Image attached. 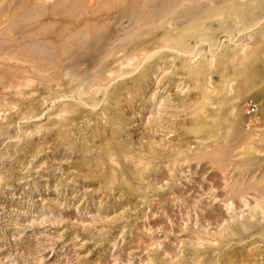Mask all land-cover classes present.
Segmentation results:
<instances>
[{
	"label": "rangeland",
	"instance_id": "rangeland-1",
	"mask_svg": "<svg viewBox=\"0 0 264 264\" xmlns=\"http://www.w3.org/2000/svg\"><path fill=\"white\" fill-rule=\"evenodd\" d=\"M0 264H264V0H0Z\"/></svg>",
	"mask_w": 264,
	"mask_h": 264
},
{
	"label": "built area",
	"instance_id": "built-area-1",
	"mask_svg": "<svg viewBox=\"0 0 264 264\" xmlns=\"http://www.w3.org/2000/svg\"><path fill=\"white\" fill-rule=\"evenodd\" d=\"M254 110H255V105H251V104H250V105L248 106V112H251V113H252V112H254Z\"/></svg>",
	"mask_w": 264,
	"mask_h": 264
}]
</instances>
